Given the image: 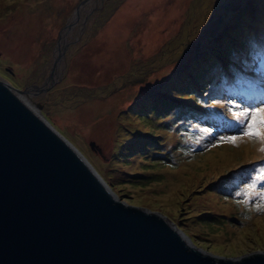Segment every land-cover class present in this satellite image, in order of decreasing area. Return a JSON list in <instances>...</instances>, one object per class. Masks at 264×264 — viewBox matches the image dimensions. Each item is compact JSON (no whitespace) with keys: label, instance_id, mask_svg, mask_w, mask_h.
Here are the masks:
<instances>
[{"label":"rangeland","instance_id":"obj_1","mask_svg":"<svg viewBox=\"0 0 264 264\" xmlns=\"http://www.w3.org/2000/svg\"><path fill=\"white\" fill-rule=\"evenodd\" d=\"M86 1L0 0V75L46 88L61 33ZM97 1L80 38L67 39L63 79L34 102L128 205L165 215L212 255L264 252V199L243 200L262 140L202 136L231 125L234 78L222 72L263 67L264 0Z\"/></svg>","mask_w":264,"mask_h":264},{"label":"water","instance_id":"obj_2","mask_svg":"<svg viewBox=\"0 0 264 264\" xmlns=\"http://www.w3.org/2000/svg\"><path fill=\"white\" fill-rule=\"evenodd\" d=\"M92 3L62 31L46 88L18 89L0 75V264H264V252L212 255L165 215L122 201L42 107L29 104L63 79L67 39L80 38Z\"/></svg>","mask_w":264,"mask_h":264},{"label":"snow or ice","instance_id":"obj_3","mask_svg":"<svg viewBox=\"0 0 264 264\" xmlns=\"http://www.w3.org/2000/svg\"><path fill=\"white\" fill-rule=\"evenodd\" d=\"M251 116V120H245V117ZM233 116L236 118L237 123L241 126L242 134L246 136H257L262 141H264V109H261L259 111L252 110L249 112L247 109L243 111H236L233 112ZM258 124L260 127H258ZM247 128L246 131H244V128ZM223 140V138H221ZM230 142L235 143L236 137H230ZM261 151H264V148L261 149ZM257 180H264V175L256 177ZM250 190H254L256 188V184L252 183L249 186ZM264 188V185L261 186ZM237 195H240V193H237ZM245 196H248L249 193H244ZM261 195H264V193H261ZM257 210H264L262 209L261 205H257Z\"/></svg>","mask_w":264,"mask_h":264},{"label":"trees","instance_id":"obj_4","mask_svg":"<svg viewBox=\"0 0 264 264\" xmlns=\"http://www.w3.org/2000/svg\"><path fill=\"white\" fill-rule=\"evenodd\" d=\"M221 50V49H220ZM232 53H233V49L231 50V49H224V52H221V54H225V56H231L232 55ZM221 56V55H220ZM231 63V62H230ZM230 65V64H229ZM233 68H234V71H230V73L231 74H234V75H236V71H235V68H238V70H242V68L240 67V66H238V65H233ZM207 70V69H206ZM240 71L238 72V75H239V73H240ZM205 73V69H203V70H201V72L200 71H198V73L196 74V76H194V80H198L200 77H201V75L202 74H204ZM229 74H227V70L225 71V72H222V74L219 76V79L220 80H223L224 82L226 81V80H228L229 79ZM113 189V188H112Z\"/></svg>","mask_w":264,"mask_h":264},{"label":"bare ground","instance_id":"obj_5","mask_svg":"<svg viewBox=\"0 0 264 264\" xmlns=\"http://www.w3.org/2000/svg\"><path fill=\"white\" fill-rule=\"evenodd\" d=\"M97 2H98L97 0H93V3H92V5H91L90 7H92V6L94 7V6L96 5ZM30 3H31V4H34L35 2L33 3V1H30ZM79 19H81V18H79ZM81 20H82V19H81ZM81 20H80V22H79V25H78L77 29L83 25V21H81ZM82 27H83V26H82ZM79 29L81 30V28H79ZM38 46H40V45H38ZM38 46H35V48H34L36 51H37V49H38ZM6 57H7V58L3 59V62H5V61L8 62V58L10 59L9 56H6ZM14 63H16V62H14ZM18 64L21 65V63H18ZM58 68H59V66H58ZM99 77H101V76H99ZM40 93H41V92H36V95H37V94H40ZM33 98L36 99L35 96H34ZM35 99H33V101H32L31 99H30L31 101L29 100V101H30L29 104H31V106L34 105V100H35ZM75 120H76V119H75ZM76 121H77V120H76ZM82 129H83L85 132H90V131H91V129H90L89 126H84V125H82Z\"/></svg>","mask_w":264,"mask_h":264}]
</instances>
